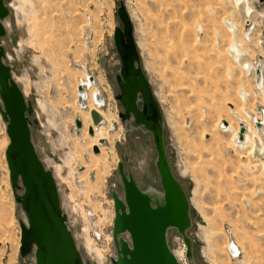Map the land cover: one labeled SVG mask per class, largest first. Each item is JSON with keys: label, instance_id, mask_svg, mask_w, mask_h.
Returning <instances> with one entry per match:
<instances>
[{"label": "rangeland", "instance_id": "374dc122", "mask_svg": "<svg viewBox=\"0 0 264 264\" xmlns=\"http://www.w3.org/2000/svg\"><path fill=\"white\" fill-rule=\"evenodd\" d=\"M121 1L160 105L173 173L191 204L194 261L186 257V263L264 264V153L259 143L264 124L256 119H264V79L258 81L255 69L261 65L264 76V0H7L8 62L33 102L38 121L33 138L55 170L64 205L81 201L100 224L111 222L112 192L123 197L119 162L143 190L162 189L153 136L125 131L122 106L106 76L119 66L112 64L118 56L114 30ZM87 71L95 75L92 86L102 94L99 108L107 116L100 124L99 135L104 131L106 138L99 153L86 121L88 107L80 111L79 86ZM90 88L85 89L87 101L95 103ZM77 117L84 120L80 130ZM9 144L0 111V264H24L20 252L28 222L13 193ZM82 226L77 224L81 250L91 264H109L116 254L112 236L97 244L87 235L90 228L84 234ZM96 234L103 236V231ZM236 241L243 259L229 255ZM170 246L186 251L177 233ZM26 262H35V255Z\"/></svg>", "mask_w": 264, "mask_h": 264}, {"label": "water", "instance_id": "95a60500", "mask_svg": "<svg viewBox=\"0 0 264 264\" xmlns=\"http://www.w3.org/2000/svg\"><path fill=\"white\" fill-rule=\"evenodd\" d=\"M11 14L7 0H0V111L7 122L10 144L6 151L10 179L17 204L26 214L21 257L35 255L30 264H90L88 254L76 243L66 213L61 207L60 194L52 170L47 169L35 146L33 133L38 121L33 117V102L14 79L7 63L4 21ZM119 22L114 30V44L121 64L114 75L106 73L121 104L119 118L126 132L151 133L157 151L156 167L161 191L143 190L134 175L125 173L119 162L123 197L112 192L115 205L113 241L116 257L109 264H182L170 246V238L179 234L186 245V257L194 261V241L189 235L192 227L191 204L185 189L174 175L166 146L165 125L160 105L142 68L135 39L134 25L123 1L117 10ZM106 66V59L102 58ZM95 80L94 77H90ZM83 92L84 87L80 86ZM80 97V102H82ZM101 100V94L96 96ZM96 127L103 121L97 111H91ZM76 126H83L79 117ZM94 134V128H89ZM244 135L241 131L240 138ZM101 140L100 144H104ZM99 146L94 152L99 153ZM23 188V193L18 190Z\"/></svg>", "mask_w": 264, "mask_h": 264}, {"label": "bare ground", "instance_id": "6f19581e", "mask_svg": "<svg viewBox=\"0 0 264 264\" xmlns=\"http://www.w3.org/2000/svg\"><path fill=\"white\" fill-rule=\"evenodd\" d=\"M5 22V21H4ZM4 25H5V23H4ZM234 44H236L237 42L236 41H234L233 42ZM3 44H4V42H3ZM5 47V46H4ZM236 51H238V50H236ZM7 53V52H6ZM119 56V55H118ZM116 54H115V57H116V60H115V62L112 64L113 66L114 65H116V66H118L119 65V60H118V57ZM11 61L12 60V58L7 54V63H9V65L11 66V68H12V64H11V62H8L9 60ZM120 63H121V61H120ZM253 68H255L254 67V65H253ZM255 69H257V73H258V81H260V80H262L263 81V79H264V76H263V72L260 70L261 69V65H258ZM12 73H13V76H14V79L16 80V79H18V80H16V82L19 84V86L21 87V89L24 91V89L22 88V86H21V83H20V80H19V78L17 77V76H15V72L13 71V69H12ZM87 76L86 77H88V78H85V79H83L82 81H81V83H80V86H83V87H85L84 88V91L83 92H80L79 91V102H80V97L81 98H83L82 99V102H80V104H81V107H80V111H82L81 109H83L85 106H87L88 107V111H87V113H86V118H87V125L91 128V127H93L94 128V134H91V136H92V138L94 139L93 140V144H94V146H99V148H100V151H103V146H102V144H98V143H100V141L101 140H105V136H103L104 135V131H103V133H101L100 135H99V133L100 132H102V130L104 129L103 128V126H100V124H102L103 122H104V120H107V116H105L104 115V111L103 110H101V108H99L100 106H101V104L103 103V96H102V94H101V96H102V99L101 100H98V99H96V96H98V94H100V93H98V92H96V90H97V88H96V85L95 86H92V84H95V81H93V80H91L90 79V72L89 71H87ZM261 81V82H262ZM79 86V87H80ZM91 87V88H90ZM86 88H90V93H89V97H91V99L93 100V101H95V103H93L91 100H90V102H88L87 100V93H86V91H85V89ZM26 96V95H25ZM93 96H94V98H93ZM87 102H88V104H87ZM36 104H37V102H36ZM35 109V108H34ZM263 109H264V107H263ZM36 111V110H35ZM91 111H97L98 112V114L102 117V119H103V121L96 127V125H95V127H94V122H93V118H91L92 117V115H91ZM91 116V117H90ZM262 116V115H261ZM260 116V117H261ZM256 119L257 120H260V121H263L262 122V124H264V119L263 118H258V117H256ZM84 123V120H83V122H82V124ZM259 123H261V122H259ZM87 126V127H88ZM89 127H88V129H89ZM245 127V126H244ZM243 130V129H242ZM260 130V132H264V128H261V129H259ZM245 131V130H244ZM87 135V134H86ZM244 136V135H243ZM243 138V137H242ZM259 143H260V145H261V148H262V152L264 153V139H263V141L261 142V141H259ZM49 157V156H48ZM48 163V165H50V163H49V161L47 162ZM45 165V164H44ZM54 172H55V170H54ZM57 182H59L58 180L56 181V183ZM58 187V186H57ZM59 191V190H58ZM64 212H65V207H64V210H63ZM98 232V231H97ZM234 243V245H233V247L232 248H230L229 249V255L231 256V257H233L234 259H236V260H239V259H243V251H242V249L240 248V246H239V244L237 243V241L236 242H233ZM231 244V243H230ZM231 246V245H230ZM100 252V251H99ZM185 253H186V251H185V248L183 247V249L181 250V251H179V252H177V251H175V254H176V256H177V258L179 259V261L181 262V261H183L184 263H182V264H187L186 263V256H185ZM100 256L102 257V254H100ZM213 263V262H212ZM214 264V263H213Z\"/></svg>", "mask_w": 264, "mask_h": 264}, {"label": "built area", "instance_id": "2783aa9c", "mask_svg": "<svg viewBox=\"0 0 264 264\" xmlns=\"http://www.w3.org/2000/svg\"><path fill=\"white\" fill-rule=\"evenodd\" d=\"M118 60H119V58H118ZM120 64L121 63H120V60H119V65ZM90 73H91L90 76L94 77V79H96L94 73L93 72H90ZM35 146H36V149H37L36 143H35ZM41 160L45 164L46 168L50 169V167H49V165L47 163L48 162L47 158L41 156ZM52 172H53V174L55 176L54 170H52ZM55 179L57 181V177L56 176H55ZM76 182L79 185H81L83 183V180H81L80 177H77L76 178ZM57 186H58V190H59V194H60L61 207H62L63 210H64V207H65V213H66L67 218H68V223H69V225H70V227H71V229L73 231V235H74V238L76 240L78 248L81 250L80 244H82V242L80 241V244H79L78 239H77V237L80 236V234L77 232V224H78V226L81 225V224H84V226L81 227L82 228L81 231L83 230L82 233H84L85 230L90 228V231L87 230V235L91 236L94 239V241H97V244L99 242L106 243L105 241H106L107 236L111 235L112 236V240H111L112 243H110V244L113 245L114 244V241H113V226H114L115 215H114V217H112L111 222L109 220H106L105 222H102L100 224L97 221L96 212L89 206H85V207L81 206L80 205V204H82L81 201L80 202H76V200L73 201V199H72V201H69V202L66 201L65 205H64V197L65 196L62 195L61 185L58 182H57ZM115 186H116V184H115ZM69 194L72 195L71 193H69ZM69 194L67 193V195H69ZM70 210H73L72 213L70 212ZM85 214H86V217H85ZM100 230L103 231V236H98L96 234V231H100ZM84 234H86V233H84ZM108 242L109 241H107V244H108ZM173 252H174V250H173ZM88 257H89L90 264H91L92 260H91L89 255H88ZM112 257H116V254L113 255Z\"/></svg>", "mask_w": 264, "mask_h": 264}]
</instances>
